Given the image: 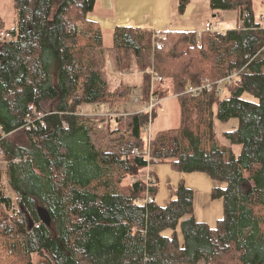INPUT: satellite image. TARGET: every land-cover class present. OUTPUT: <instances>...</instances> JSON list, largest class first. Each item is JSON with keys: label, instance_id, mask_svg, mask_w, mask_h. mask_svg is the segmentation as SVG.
<instances>
[{"label": "trees", "instance_id": "trees-1", "mask_svg": "<svg viewBox=\"0 0 264 264\" xmlns=\"http://www.w3.org/2000/svg\"><path fill=\"white\" fill-rule=\"evenodd\" d=\"M96 1L13 0V28L0 16V264H264V19L253 0H209L238 10L236 28L118 24L110 47L90 18ZM178 1L184 14L191 0ZM107 55L121 73L136 61L138 95L112 85ZM204 82L212 89L189 91ZM168 93L179 100V126L147 139L146 106ZM129 102L142 108L119 112ZM86 104L107 110L86 114ZM216 119L237 120L222 131L229 145ZM165 162L216 183L211 197L224 213L214 226L196 217L184 179L166 205L146 200L159 178L140 172Z\"/></svg>", "mask_w": 264, "mask_h": 264}, {"label": "rangeland", "instance_id": "rangeland-1", "mask_svg": "<svg viewBox=\"0 0 264 264\" xmlns=\"http://www.w3.org/2000/svg\"><path fill=\"white\" fill-rule=\"evenodd\" d=\"M192 1L194 2L195 11H193V13L191 14V19H185V15L181 14L178 9V2H176L175 4L174 0V6H172V17L177 16V18H173V21L179 20L181 23H192L193 25L192 29L181 30H195L199 33L203 30L226 31L228 29L238 27L241 23L239 12L236 9H213L210 6L209 0H191V2ZM253 3L257 18L263 20L264 0H253ZM101 11V3L99 2L92 14ZM0 16L4 18L7 28H13L17 25L18 12L14 7L13 0H0ZM104 45L106 47H110L113 45V30L109 28H106L104 31ZM98 54L99 52L95 53L96 58L99 56ZM107 57L106 69L112 85L115 86L120 82H125L134 86V94L138 95L140 93L141 85L143 82V72L139 69L136 61L133 60L132 67L129 70L121 73L118 70L117 61L115 60L114 56L107 55ZM96 107H101L105 112L107 110L103 105L98 106L96 104H86L83 106V112L86 114L97 113L98 108ZM141 108V104L137 102H129L125 106L121 107L119 109V112L128 114ZM146 110H149L152 122L150 127H148L144 132V136H146L147 139L150 135L157 132L158 130L166 128H176L179 126L181 114L180 103L177 96L172 95L171 93H168V95L163 99L152 98L151 102H149V105L146 106ZM236 123V119H232L228 123H223L218 119L215 120V132L221 144L229 145L228 141L222 136V131L231 128L232 125ZM101 125L105 126L106 123L104 122ZM234 148L238 150L239 146H234ZM151 166L152 164L142 170L140 174L147 177V175L152 171L150 169ZM129 181V178H127L124 181V184L126 185ZM157 193L155 194V196L157 195ZM195 214L198 219H201L200 215H198V212H195ZM34 260L36 263H38V261L40 260L38 254H34Z\"/></svg>", "mask_w": 264, "mask_h": 264}, {"label": "crops", "instance_id": "crops-1", "mask_svg": "<svg viewBox=\"0 0 264 264\" xmlns=\"http://www.w3.org/2000/svg\"><path fill=\"white\" fill-rule=\"evenodd\" d=\"M101 3V12L90 14V18L97 21L105 31L106 28L114 30L118 24L136 26H150L155 31L192 29V23L173 21L172 6L174 0H97ZM176 2L179 1L175 0ZM195 11L192 1L185 11V19H191ZM159 177V189L155 200L159 205H166L171 198L170 186L176 187L181 179L195 191V212L200 220L214 226L223 216L224 203L222 199H212L211 190L216 183L203 172H179L172 169L169 163L153 164L150 168Z\"/></svg>", "mask_w": 264, "mask_h": 264}, {"label": "built area", "instance_id": "built-area-1", "mask_svg": "<svg viewBox=\"0 0 264 264\" xmlns=\"http://www.w3.org/2000/svg\"><path fill=\"white\" fill-rule=\"evenodd\" d=\"M1 36L2 37H6V36H11V34L10 33H6V32H1ZM230 78L231 77H228V78H224V79H221V80H219V85L217 86L218 87V92L219 93H223L222 91H223V89H222V83L224 82V81H227V80H230ZM212 87H213V84L212 83H209V82H204L203 84H202V86H193V87H190L189 88V91H191L192 93H194V94H198L201 90H203V89H212ZM2 163V161H0V164ZM154 198H152V197H149L148 198V201L149 202H154Z\"/></svg>", "mask_w": 264, "mask_h": 264}, {"label": "water", "instance_id": "water-1", "mask_svg": "<svg viewBox=\"0 0 264 264\" xmlns=\"http://www.w3.org/2000/svg\"><path fill=\"white\" fill-rule=\"evenodd\" d=\"M38 213L43 222H45L47 225H51L52 217L47 208L43 206L38 207Z\"/></svg>", "mask_w": 264, "mask_h": 264}, {"label": "bare ground", "instance_id": "bare-ground-1", "mask_svg": "<svg viewBox=\"0 0 264 264\" xmlns=\"http://www.w3.org/2000/svg\"><path fill=\"white\" fill-rule=\"evenodd\" d=\"M149 197L154 198L152 195H148L147 198H146V200H148ZM154 199H155V198H154Z\"/></svg>", "mask_w": 264, "mask_h": 264}]
</instances>
